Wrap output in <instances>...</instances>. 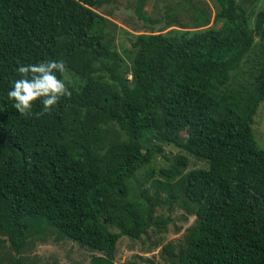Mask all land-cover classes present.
Masks as SVG:
<instances>
[{
  "label": "trees",
  "instance_id": "obj_1",
  "mask_svg": "<svg viewBox=\"0 0 264 264\" xmlns=\"http://www.w3.org/2000/svg\"><path fill=\"white\" fill-rule=\"evenodd\" d=\"M110 1L0 0V245L14 251L6 264H25L29 239L49 233L100 252L89 264H114L118 240L165 228L171 219L157 212L173 204L194 220L170 261L264 264V148L252 129L264 101V10L250 25L239 1L214 0L213 9L190 3L185 21L176 6L150 21L140 0L137 15L152 28L132 34L121 54L96 11ZM257 43L253 86L230 88ZM61 59L72 96L39 118L40 101L21 116L7 96L16 69ZM169 145L180 154L157 169ZM189 157L205 165L188 169Z\"/></svg>",
  "mask_w": 264,
  "mask_h": 264
},
{
  "label": "rangeland",
  "instance_id": "obj_2",
  "mask_svg": "<svg viewBox=\"0 0 264 264\" xmlns=\"http://www.w3.org/2000/svg\"><path fill=\"white\" fill-rule=\"evenodd\" d=\"M140 0H111L96 8V11L107 19L101 26L105 30L108 43L117 48L121 54L131 46L132 34L151 30L152 25L137 15V6ZM247 10L249 23L253 25L257 12L264 10V0H237ZM214 0H143V13L150 21L159 19V14L164 9L173 6L179 7L177 11L181 21H185L190 10V3L203 7L214 6ZM180 4V6H178ZM213 9V8H212ZM184 15V16H183ZM257 39V38H256ZM127 59V58H126ZM258 59H260L259 44H255L245 56L239 69L232 74L229 86L232 89L247 91L254 84V72ZM252 129L258 144L264 148V101L260 102L253 117ZM168 159L158 157L157 169L168 168L172 164L173 155L180 154L174 146H165ZM188 169L204 166L205 163L189 157ZM156 169V170H157ZM142 171L136 174L140 179ZM141 181V180H140ZM143 184L141 188L147 187ZM151 192V188H149ZM158 214L168 216L171 220L163 229L149 228L140 238L134 239L122 236L116 245L114 264H176L169 252L177 253L182 245L185 229L193 223L194 217L185 214L178 204L164 205L158 209ZM171 242L173 248L165 249ZM6 245H0V264H6L14 256V251ZM93 255L100 252L81 246L79 243L64 237L47 234L46 238L32 237L25 245L22 257L25 264H89Z\"/></svg>",
  "mask_w": 264,
  "mask_h": 264
},
{
  "label": "clouds",
  "instance_id": "obj_3",
  "mask_svg": "<svg viewBox=\"0 0 264 264\" xmlns=\"http://www.w3.org/2000/svg\"><path fill=\"white\" fill-rule=\"evenodd\" d=\"M16 72L18 79L11 82V89L7 96L14 100V107L18 113L30 118L34 115L33 104L40 101L43 105L39 116L49 113L56 107L61 98H70L72 91L69 84L72 83L66 62L61 60H43L36 64L20 65ZM59 73L63 78L57 76Z\"/></svg>",
  "mask_w": 264,
  "mask_h": 264
}]
</instances>
